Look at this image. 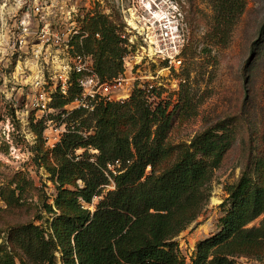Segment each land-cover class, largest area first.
<instances>
[{
	"label": "trees",
	"instance_id": "trees-1",
	"mask_svg": "<svg viewBox=\"0 0 264 264\" xmlns=\"http://www.w3.org/2000/svg\"><path fill=\"white\" fill-rule=\"evenodd\" d=\"M212 4L216 30L233 25L243 10L242 0ZM86 20L82 28L90 37L83 50L94 56L102 79L116 78L126 53L116 24L102 15ZM79 94L73 84L66 98L55 95L51 103L67 132L44 163L55 189L54 206H44L54 215L49 232L23 225L18 247L30 264H56V253L61 264H187L174 239L207 206L234 129L207 128L189 143L172 145L168 133L176 106L154 101L152 109L143 92L134 90L122 103H101L91 113L81 108L66 112ZM89 149L96 151L94 160ZM78 150L85 151L76 156ZM250 171L246 166L237 183L225 187L221 207L229 208L218 220L220 230L197 244L189 264H236L240 257L264 264V144ZM110 185L113 190L103 195ZM96 196L101 199L94 211L85 208ZM260 217L257 226L249 227ZM0 264L16 262L5 253Z\"/></svg>",
	"mask_w": 264,
	"mask_h": 264
},
{
	"label": "rangeland",
	"instance_id": "rangeland-1",
	"mask_svg": "<svg viewBox=\"0 0 264 264\" xmlns=\"http://www.w3.org/2000/svg\"><path fill=\"white\" fill-rule=\"evenodd\" d=\"M9 1L4 7L6 1L0 0V255L8 253L16 264L18 261L30 264L17 245L18 231L23 225L33 224L49 232L54 215L47 214L44 206H54L55 189L44 167L51 151L43 135L45 127L37 124L39 113L31 110L33 73L24 75L15 71L17 58L9 55L5 45L10 42V34L5 33L14 23L12 17L21 16L18 6H23L24 2L32 4L33 0ZM50 1L59 4L68 0ZM70 1L80 14L89 11L93 16L111 18L116 24V33H123L130 28L128 25L133 27V23L147 22L134 0ZM183 1L181 68L169 73L158 62L143 61L134 68L133 75L142 76L160 88L156 102L176 106L175 109L171 106L172 124L168 133L172 145L189 143L195 134L207 128L225 125L234 129L233 144L214 174L207 206L197 220L174 239L180 256L190 261L197 244L220 230L218 220L229 208L221 207L227 198L225 187L236 184L246 166L252 173L263 151L264 0H242L243 10L233 25L219 30L215 27L213 0ZM131 13L139 20L132 18ZM5 23L8 25L3 26ZM131 40L134 44L126 52L134 54L140 50L142 41L138 36L136 39L131 36ZM136 85L132 93L140 90ZM57 114L50 116L56 125L60 121ZM84 151H76V156ZM88 153L94 160L96 151L89 149ZM110 190L113 185L102 194ZM100 199L101 196H96L91 204L83 205L94 211ZM261 219H256L249 227L257 226ZM236 264L262 263L240 257Z\"/></svg>",
	"mask_w": 264,
	"mask_h": 264
},
{
	"label": "built area",
	"instance_id": "built-area-1",
	"mask_svg": "<svg viewBox=\"0 0 264 264\" xmlns=\"http://www.w3.org/2000/svg\"><path fill=\"white\" fill-rule=\"evenodd\" d=\"M3 4L6 7L9 0ZM137 8L146 19V27L152 30L129 29L117 33L124 48L131 49L134 44L131 36L140 37L142 44L136 53L128 51L122 57L123 71L116 78L102 79L95 70L94 56L83 50V43L90 37L89 31L82 28L93 13L86 11L80 14L70 0L54 4L52 1L33 0L32 4L24 2L19 8L21 16L16 14L14 23L6 28L10 34V42L5 45L9 55L16 56L14 70L18 73H33L31 85L34 95L31 110L39 113L38 121L43 122L44 138L49 149H54L67 132L65 124L53 123L50 117L59 110L51 107L55 95L66 98L69 89L75 84L80 94L64 110L83 109L88 113L94 111L98 104L122 103L132 93V89H140L150 108H154L159 87L152 85L142 76H134L133 71L143 61L158 62L170 73L182 66L181 52L183 44L184 19L183 0H134ZM24 7L26 8L23 11ZM5 23L3 26H7ZM4 32V31H3ZM128 34L130 36H128ZM96 40L99 33H94ZM2 38H4L2 36ZM125 41L129 42V45ZM78 48H80L78 50ZM146 80L147 82H144ZM178 90V87H177ZM63 117V116H62ZM118 166V162H115ZM114 166L109 167L113 169ZM60 263V253H56ZM190 261H186L188 264Z\"/></svg>",
	"mask_w": 264,
	"mask_h": 264
},
{
	"label": "bare ground",
	"instance_id": "bare-ground-1",
	"mask_svg": "<svg viewBox=\"0 0 264 264\" xmlns=\"http://www.w3.org/2000/svg\"><path fill=\"white\" fill-rule=\"evenodd\" d=\"M131 17L132 18H136V20L138 21L139 20V18H137V17H135V14L134 13H131ZM144 19V18H143ZM144 20H146V19H144ZM145 21H143L142 23L140 22V24L138 25V24H136V23H133V27L132 26H130L131 28H133V29H137V30H139V32L141 33L142 31H144V30H152V29H154V25L152 24L151 25V27H146V24L144 23ZM143 33V32H142Z\"/></svg>",
	"mask_w": 264,
	"mask_h": 264
}]
</instances>
